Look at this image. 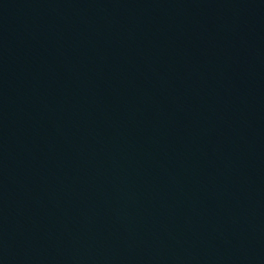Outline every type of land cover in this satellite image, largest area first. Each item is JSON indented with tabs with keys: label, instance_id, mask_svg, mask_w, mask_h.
<instances>
[{
	"label": "water",
	"instance_id": "95a60500",
	"mask_svg": "<svg viewBox=\"0 0 264 264\" xmlns=\"http://www.w3.org/2000/svg\"><path fill=\"white\" fill-rule=\"evenodd\" d=\"M0 264H264V0H0Z\"/></svg>",
	"mask_w": 264,
	"mask_h": 264
}]
</instances>
